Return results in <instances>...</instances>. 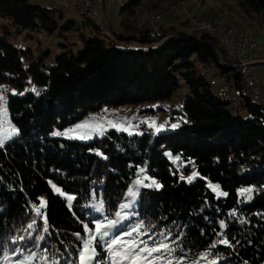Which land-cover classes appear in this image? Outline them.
Returning <instances> with one entry per match:
<instances>
[{
    "label": "trees",
    "instance_id": "16d2710c",
    "mask_svg": "<svg viewBox=\"0 0 264 264\" xmlns=\"http://www.w3.org/2000/svg\"><path fill=\"white\" fill-rule=\"evenodd\" d=\"M144 4L124 2L121 14ZM238 7L244 17L260 18L264 30V0H238ZM56 11L28 0H0V92L15 90L7 109L19 130L0 148V264H45V255L59 264H78L82 240L75 234L86 237L84 225L94 229L102 216L94 203L102 199L105 214L116 217L128 189L143 177L140 169L162 185L139 189L131 212L133 221L143 223L142 231L156 239L170 232L175 255L188 261L211 253L200 264H264V106L243 91L235 61L220 50L221 59L218 41L207 33L171 26L164 30L170 40L136 48L129 43L157 40L148 30L130 34L124 20L108 36L88 16H81L79 41L59 45L56 56L50 50L35 56L13 45L15 34L26 30L49 36L73 30L75 22L59 26ZM198 66L216 67L218 76L233 82L241 98L237 109L231 97L214 92ZM182 83L188 93L176 128L156 135L142 127L135 136L111 129L88 141L54 135L104 107L165 102ZM168 153L180 162H172ZM192 167L199 178L188 183L181 173ZM209 184L227 195H217ZM53 185L77 197L71 208ZM249 188L251 199L241 192ZM42 198L48 233L32 207ZM33 220L35 231H25ZM37 235L45 236L38 247ZM225 238L232 247L218 243ZM106 252L98 253V261H105Z\"/></svg>",
    "mask_w": 264,
    "mask_h": 264
},
{
    "label": "rangeland",
    "instance_id": "374dc122",
    "mask_svg": "<svg viewBox=\"0 0 264 264\" xmlns=\"http://www.w3.org/2000/svg\"><path fill=\"white\" fill-rule=\"evenodd\" d=\"M33 5H38L45 9H55L57 10L56 19L59 23L60 27H63L68 22H75L76 26L70 32H63L62 36L58 35L56 32L54 35L49 36L43 31H32L26 30L19 34H15V38H13V45L18 50H23L28 52L31 50L35 56H38L41 52L50 50L53 56H56L59 52V45L65 43H77L79 41L80 30L83 32V28L80 27L84 18L81 17L80 13L77 10H73L71 5H66L65 0H28ZM124 2H128L129 0H123ZM145 3L143 6L135 9V12L127 13L125 22L127 26L132 28V26L140 29V26H148L147 23V12L149 14L160 15L161 20L163 21L164 30L171 24V26L176 27L181 30V28L185 27L188 24V21L192 19H197L199 21H204L209 24V28L211 26L217 28L219 24L216 22H220L221 20L212 17L218 18H229V14L232 13L233 23L229 25H225L223 21H221L224 27L232 26L234 24H239L241 27L247 31L250 37L257 44V48L252 52L254 59L258 58L262 55L264 56V30L262 27V21L260 18H250L244 17L238 7V0H143ZM123 4L121 2H117V0H108L107 10L109 15L112 18H122L121 16V8ZM208 16V19L205 17ZM218 20V21H217ZM116 22L119 20H115ZM187 22L186 25L181 26L182 23ZM210 22V23H209ZM168 25V26H167ZM219 27V26H218ZM186 29V30H185ZM189 30V31H188ZM191 33V28H184V32ZM197 34L207 33L206 31H198L194 32ZM42 34V35H41ZM210 35L209 33H207ZM211 36V35H210ZM212 37V36H211ZM171 35H166L162 39L157 40L151 44H143L140 41L131 42L132 45L136 48H148V47H158L162 45L164 42L170 40ZM215 40H219L214 38ZM26 43V44H25ZM131 46V47H133ZM219 51H223V54H226V50L220 48V43L218 44ZM78 47V46H77ZM218 49V48H217ZM225 50V52H224ZM220 51V53H221ZM222 54V53H221ZM226 56V55H225ZM253 60V58H252ZM251 71L256 79L257 86L264 90V62L259 64L252 63ZM199 71L204 74L206 79L213 84V90L217 94H222L225 97H231V107L237 109L241 103V98H239L240 92L236 89L235 91H230L227 86L220 85V83H215L214 81L220 80V78H226L218 76L220 71L216 67L211 68H203L202 66H198ZM218 76V77H217ZM229 81V79H228ZM230 82V81H229ZM231 84V83H230ZM232 87V86H229ZM247 93L248 91L245 90ZM188 93V89L186 85L182 83L181 87L172 95L171 99L165 102L159 103H146L139 105H123L119 107H104L100 111L99 114H90L85 119L77 122L72 127L66 129L64 131L65 136L70 137L72 139L78 140H92L96 136L105 135L109 130H117L118 132L127 133L129 136H135L137 134L142 133V127L153 129L154 133L157 135L166 131L167 128H176L180 123L182 116L179 112H182L184 107L185 96ZM10 94H16L15 90L10 87H2L0 96L4 97L3 101H0V109H7V99ZM6 119L11 122L10 113L7 109V116H0V121ZM11 125L13 123L11 122ZM79 125H86L87 127H78ZM163 125V127H161ZM176 125V127H173ZM7 127V124L4 125ZM74 129L75 131H69ZM159 129V130H157ZM19 134V132H18ZM18 134L13 136L11 139L6 140L5 144L8 141H11ZM83 137V138H81ZM168 158L178 164L179 158L173 156L171 153L167 154ZM187 164L182 163V166L185 167ZM140 172L143 174V177L139 179H143L145 184H151L153 179L148 177L145 173V169H140ZM193 173H197L196 168L192 167L190 172L181 173L183 179H185L188 183L194 182L199 175L195 176L191 182L188 181L187 177L193 175ZM198 174V173H197ZM214 185L215 184H211ZM217 185V184H216ZM143 186H138L134 184L131 188L134 190L139 189ZM213 190V188H211ZM214 191V190H213ZM217 195H220V189L214 191ZM59 194V193H58ZM67 201L66 196H62ZM138 197V196H137ZM137 197L133 202V198L128 196L126 202H132L133 204L136 202ZM44 200V198H42ZM68 203V201H67ZM99 205L98 202L94 203V206L97 208ZM136 206L133 205L132 208ZM131 208V209H132ZM131 209H125L121 214L124 215L125 212L129 213V218L120 220V222L109 230L110 235L106 238V240H110L117 236H123V234L127 231H130L133 227L138 226L140 223L137 221H133L132 218L135 217V214L131 212ZM101 213V217L96 221H103L107 223V219H118L117 217L110 218L105 214L104 209L99 211ZM107 218V219H105ZM95 222V223H96ZM88 235V233H87ZM138 238L136 234L133 237H124V239H132ZM143 238V237H142ZM148 240V239H145ZM99 252L107 251L106 245L104 247L97 249ZM105 261H98L97 264H111L109 253L106 252L104 256ZM3 264H11L5 261ZM21 264V263H17Z\"/></svg>",
    "mask_w": 264,
    "mask_h": 264
},
{
    "label": "snow or ice",
    "instance_id": "6c2138e0",
    "mask_svg": "<svg viewBox=\"0 0 264 264\" xmlns=\"http://www.w3.org/2000/svg\"><path fill=\"white\" fill-rule=\"evenodd\" d=\"M33 91H36L33 89ZM37 95L39 93L37 92ZM4 97L0 96V101H3ZM0 116L5 117L7 116V109H0ZM7 124V127L4 125ZM78 127H87L86 125H79ZM163 127V125H161ZM173 127H176V125H173ZM159 130V129H157ZM69 131H75L74 129H71ZM19 130L11 125L10 121H7L6 119L0 121V148H3L5 145L6 140L11 139L13 136L18 134ZM54 135L60 136L65 135V133L56 132ZM83 138V137H81ZM197 173H193L192 176L187 177L188 181L191 182V180L197 176ZM183 179V177H182ZM135 184L138 186L143 187H155L156 189H159L162 187L161 184L156 182L155 180L152 181L151 184H145L143 179H137L135 181ZM210 188H213V190H217L219 188V185H211L209 184ZM53 188L55 192L59 193L61 196H66L68 201L69 208L72 207V202L77 199L76 196L73 195H67L65 192H63L60 188L56 187V185H53ZM242 194L247 193L248 199H251V192L252 189H242ZM139 194L138 189L134 190L133 188L128 189V196L133 198V202L135 200V197H137ZM220 195H227L224 192H220ZM93 200L96 199V193L93 192L92 194ZM47 201H44L41 199L40 206L37 207L36 205H32L36 216L41 217L43 219V232L48 233L49 232V225H48V217L45 212L42 211V209L46 208ZM133 206L132 202H126L120 205L121 211H117L115 213V216L118 219H107V223H104L103 221H98L95 223L94 229H90L87 224L84 225V230L88 235L86 237H80L79 233H76L75 235L82 240V244L78 250L77 257H78V264H94V262L98 261L99 254L97 249L100 247H104L106 245L107 251L109 253L110 262L111 264H200L201 260L207 259L211 253H204L200 256L199 259H193L191 261H188L186 256H176L175 253L177 252V248L173 247L174 244H176L175 240H172L171 242H168L171 236V233H165L160 232L159 236L160 239H156L154 236L149 235L147 231H142L143 229V223L139 224L136 227H133L130 231H127L123 234V236H117L115 238H112L110 240H106L107 237H109L110 232L109 230L112 229L114 226H116L120 220L129 218V213L125 212L124 215H121V212L125 209H131ZM104 207V201L101 199L99 202L98 207L96 208L97 211L102 210ZM243 223V221H242ZM35 225L36 221L33 220L31 223L27 225V230H33L35 231ZM220 227L225 228L226 225L223 221L220 222ZM134 234H136V237L138 238H132V239H124V237H133ZM221 235H224L221 233ZM148 236V240L143 239L142 237ZM17 239L23 240L25 239L24 236H20ZM45 239L44 235H37L35 237L36 245L40 246L39 242L43 241ZM149 241H152L151 244H149ZM15 242V239L14 241ZM218 243L227 245L229 247H232L228 239H222ZM216 245L213 244L212 247L214 248ZM179 251L183 252V248H179ZM44 252L47 253L48 249L45 248ZM35 258V254H33V257ZM45 264H59L58 261L52 260L49 261L48 257L45 255L43 257ZM222 259V257H221ZM23 264V262H21ZM69 264H76L74 261H70ZM211 264H217L216 260H212Z\"/></svg>",
    "mask_w": 264,
    "mask_h": 264
},
{
    "label": "built area",
    "instance_id": "2783aa9c",
    "mask_svg": "<svg viewBox=\"0 0 264 264\" xmlns=\"http://www.w3.org/2000/svg\"><path fill=\"white\" fill-rule=\"evenodd\" d=\"M111 1V0H110ZM123 0H117L121 2ZM66 5H71L73 10H82L84 13H93L98 17V22H102L103 28L107 31V35H112L113 27H119L120 22H116L108 13L107 4L108 0H65ZM147 25L148 37L153 40H159L164 36L163 21L159 19V15L149 14L147 12ZM168 27H171L170 25ZM167 27V28H168ZM184 28H191V33L198 31H206L211 36L212 34H219L223 38L227 48H233L235 52V64L253 63L252 52L255 50L256 43L248 41L243 35L235 34V28L231 26L224 27L222 23L219 24V32H210L209 24L204 21L192 19L188 24L181 28L180 31L184 32ZM166 29V28H165ZM222 59V57H220ZM251 80L253 89L252 100L259 104V98H264V92L257 86L255 76L253 75H240ZM220 85L227 86L230 91H235L236 87H229L228 77L218 81Z\"/></svg>",
    "mask_w": 264,
    "mask_h": 264
},
{
    "label": "bare ground",
    "instance_id": "6f19581e",
    "mask_svg": "<svg viewBox=\"0 0 264 264\" xmlns=\"http://www.w3.org/2000/svg\"><path fill=\"white\" fill-rule=\"evenodd\" d=\"M122 4L124 5V2L123 1H122ZM77 12H79L81 16H88L91 20H93L99 26L100 31L103 34H106L107 35V31L103 28L102 22H98V17L97 16H95L93 13H86L85 14L84 11H82V10H77ZM159 19L161 20L160 15H159ZM220 23H221V21L220 22L219 21L216 22L215 26L217 24H220ZM213 26H211L209 28L210 32H219V27H218L219 25L217 26V28H215ZM231 27L235 28V34H237V35H243V36H245V38H247L248 41H252V43H255L254 40L250 37V35L247 33V31H245L241 27V25L234 24ZM212 37L219 40L220 48H223V49H225L227 51L226 52L227 57L230 58V59H232V60H235V52H234V49L233 48H227V45H225V42L223 41V38L221 36H219V34H212ZM161 38L162 37H160V39ZM256 46L257 45H255V48H256ZM225 50H224V52H225ZM217 53H218L219 57H222V54L220 53L219 49H217ZM235 65H236L237 70L240 73V75H252V71H251V66H253L252 63H249V65H246V64H239V66H238V64H235ZM222 79L223 78H220V80H222ZM241 79L243 80V85H244V90L243 91L247 90L248 93L251 95V97H253V89H252V85H251V80H249L246 77H241ZM220 80H217V81H214V82L215 83H218V81H220ZM228 85L231 86V84H230L229 81H228ZM259 104L262 105V106H264V98H259Z\"/></svg>",
    "mask_w": 264,
    "mask_h": 264
},
{
    "label": "crops",
    "instance_id": "0c3cea01",
    "mask_svg": "<svg viewBox=\"0 0 264 264\" xmlns=\"http://www.w3.org/2000/svg\"><path fill=\"white\" fill-rule=\"evenodd\" d=\"M126 12L125 13H122L121 14V16H122V18H117V19H115V18H113L114 20H119V22L120 21H122V20H124L125 21V18H126ZM235 12H234V15L232 14V13H230L228 16H229V18L228 19H226V18H218V17H212V18H217V19H219V20H221V21H223L224 22V24L225 25H229V24H232L233 23V21H234V19H233V16H235ZM236 16H237V14H236ZM206 19H208V20H210L209 18H208V16H206L205 17ZM127 25V24H126ZM170 26H171V24H169ZM168 26V25H167ZM120 29V28H119ZM124 29V28H123ZM115 30H117V29H115ZM148 30V26H140V29L139 28H137V27H133L132 26V28L130 27V29H129V32H131L130 34H132L133 33V35H135V34H139L140 32H143V31H147ZM130 44V46H133L132 45V43H129ZM134 47V46H133ZM257 48V47H256ZM253 54V53H252ZM252 58H253V62H254V64H259V63H263L264 62V56H260L259 57V59L258 58H256V59H254V56L252 55ZM231 83V86L233 85V82H230ZM261 90L264 92V90L261 88Z\"/></svg>",
    "mask_w": 264,
    "mask_h": 264
}]
</instances>
